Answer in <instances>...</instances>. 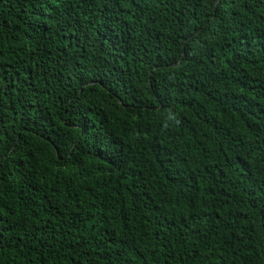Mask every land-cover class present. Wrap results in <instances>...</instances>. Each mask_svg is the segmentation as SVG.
I'll use <instances>...</instances> for the list:
<instances>
[{"label": "trees", "instance_id": "trees-1", "mask_svg": "<svg viewBox=\"0 0 264 264\" xmlns=\"http://www.w3.org/2000/svg\"><path fill=\"white\" fill-rule=\"evenodd\" d=\"M0 264H264V0H0Z\"/></svg>", "mask_w": 264, "mask_h": 264}]
</instances>
